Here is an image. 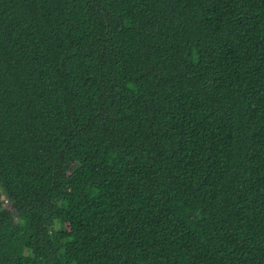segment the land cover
Wrapping results in <instances>:
<instances>
[{
  "label": "trees",
  "instance_id": "obj_1",
  "mask_svg": "<svg viewBox=\"0 0 264 264\" xmlns=\"http://www.w3.org/2000/svg\"><path fill=\"white\" fill-rule=\"evenodd\" d=\"M0 264H264V0H0Z\"/></svg>",
  "mask_w": 264,
  "mask_h": 264
},
{
  "label": "rangeland",
  "instance_id": "obj_2",
  "mask_svg": "<svg viewBox=\"0 0 264 264\" xmlns=\"http://www.w3.org/2000/svg\"><path fill=\"white\" fill-rule=\"evenodd\" d=\"M0 194H1V197H2V200L4 202V208H8L11 212L13 211L12 208H11V203L8 201V200H5L6 199V195L5 193L1 190L0 188Z\"/></svg>",
  "mask_w": 264,
  "mask_h": 264
},
{
  "label": "water",
  "instance_id": "obj_3",
  "mask_svg": "<svg viewBox=\"0 0 264 264\" xmlns=\"http://www.w3.org/2000/svg\"><path fill=\"white\" fill-rule=\"evenodd\" d=\"M6 208V207H5ZM13 211L11 212L13 216H16V211L14 209H12Z\"/></svg>",
  "mask_w": 264,
  "mask_h": 264
}]
</instances>
